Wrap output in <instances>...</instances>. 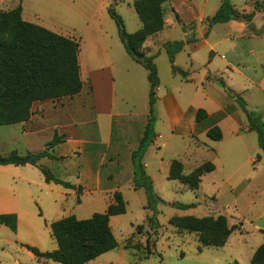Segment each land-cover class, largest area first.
Masks as SVG:
<instances>
[{
    "label": "rangeland",
    "instance_id": "rangeland-1",
    "mask_svg": "<svg viewBox=\"0 0 264 264\" xmlns=\"http://www.w3.org/2000/svg\"><path fill=\"white\" fill-rule=\"evenodd\" d=\"M73 1L76 11L80 13L90 12L96 4L93 0ZM134 1L103 0L108 6V14L109 9L113 7L122 18L128 33H134L142 27L132 6ZM229 1L239 12L247 15L257 12L258 7L262 5L264 7V0ZM172 2H175L182 11L192 4L196 6L198 12H206L207 16H211L214 15L220 0H172ZM63 4L64 0H0V10L9 11L21 6L25 21L55 32L64 30L67 27V18L69 15L72 16L63 8ZM171 11L174 10L170 1L166 9L168 18ZM108 17L112 27L117 30L120 41L116 22L110 14ZM172 17L175 18V14ZM185 17L189 18L188 15ZM253 19L255 28L264 32V13L257 14ZM232 21L245 22L250 27L253 22L243 19ZM245 23L240 25L233 23L231 29L241 31ZM228 33L230 30L226 24H216L212 32V43L220 42L216 48L218 55L213 64L220 69L224 58L231 60L237 58V54L227 50L234 41L233 38L226 41ZM255 35L258 38L240 39L241 48L238 50L239 69L254 80L255 85L244 82L237 72L227 71L224 83L228 86L223 89L229 96L231 94L229 90L233 87L243 90L242 94L236 90L238 94L234 92V96L230 97L235 100L236 97H241L248 104L249 111L255 113L264 123V83L258 85L260 80L262 82L264 79V33ZM184 39V31L177 25L176 29H167L158 38H152L148 44L154 43L155 49L158 50L162 41L175 42ZM155 49L153 48L154 51ZM214 57L212 55L210 61ZM198 60L201 61V57ZM169 63L168 54L163 55L159 61L162 83L164 86L176 88L180 78L172 80V74L169 68L168 71L166 68V65L169 67ZM179 63L183 66L188 63L186 54L181 56ZM199 71L202 72L203 69L200 68ZM181 79L184 77L181 76ZM222 80H217L220 86ZM183 93L188 103L194 101L199 105L203 101L201 97H197L195 88L187 87ZM236 102L240 105L237 100ZM158 132L162 134V138L160 141H154L156 145L153 143L149 146L142 158V164L146 174L153 181L156 195L165 203L159 201L149 207L144 189L135 190L128 185L129 183L123 184L121 193L127 203V211L123 215L111 218V228L118 247L89 264H251L255 250L264 243V152L259 147L257 134L243 132L238 142H233L229 136L223 142L207 139L213 149L209 146L197 149L193 140L183 139L176 134L170 136L164 119L158 124ZM49 134L50 131L44 130L35 138H31L32 149L26 151V144L20 138L21 128L18 125L0 126V155L8 156L12 152L21 155L37 154L49 138ZM189 147L192 150H188ZM252 159L256 163L252 162ZM172 160L185 163L184 174H190L207 162L213 163L216 170L204 175L199 189L192 191L188 185L180 181L169 180ZM132 163L131 158L122 160L123 172L118 175L117 181L129 182L127 173ZM13 176H16V179H13ZM24 177H29L32 181L27 182ZM0 178V187L3 188L0 189V215L15 214L18 217L16 232L0 224V264H59L38 259L23 245L37 248L42 253L53 252L58 247L52 236L53 222L70 216H75L79 220L89 219L96 213H105L112 201L109 194L83 195V192L79 194L75 190L65 189L54 183L46 186L38 166L16 167L9 170L0 168ZM173 204H194L195 207L184 210ZM221 215L227 218L231 227H237L223 247H204L199 234L180 230L170 223L176 216L217 218ZM150 217H154L156 229L149 223ZM139 226H142L140 231Z\"/></svg>",
    "mask_w": 264,
    "mask_h": 264
},
{
    "label": "crops",
    "instance_id": "crops-1",
    "mask_svg": "<svg viewBox=\"0 0 264 264\" xmlns=\"http://www.w3.org/2000/svg\"><path fill=\"white\" fill-rule=\"evenodd\" d=\"M93 1L96 2L94 9L80 13L76 11L73 0H64L63 8L67 9L72 16L69 15L67 18V27L64 30L55 31L80 42L79 62L83 81L81 93L62 100L35 102L30 120L17 125L21 128L20 138L26 144V151L32 149L30 139L44 130L50 131L49 138L38 152L47 150V145L53 140L55 134L63 136V142L52 151L57 159L43 158L40 165L49 168L57 178L82 186L83 195L109 194L112 197L111 204L114 193L121 192L123 184L129 183L128 185L134 189L133 165L132 167L129 165V173H127L129 182H119L116 178L123 172L122 160L131 158L132 161V153L139 147L143 138L150 113L151 86L148 70L137 63L126 51L121 40L119 41L118 32L112 27L108 17L107 4H104L103 0ZM223 1L220 0L216 6L214 15ZM171 5L175 12L171 11L169 18L167 14L164 30L150 37L143 47L145 53L151 56L158 53L154 59L160 80L157 90L155 141H160L162 138V134L158 132V124L164 119L170 136L176 134L183 139L193 140L197 149L201 146H209L213 149L207 140L209 139L207 133L214 127L221 129L222 142L227 136L233 142H238L243 132L253 131H250L244 110L226 93L217 80L223 79L222 81L225 82V73L231 71L240 74L247 84L255 85L256 82L239 69L238 50L241 48L239 40L258 38L255 34L264 32L255 28L254 19L251 27L248 23L240 21L224 23L230 30L226 41L234 39L227 50L237 54V58L236 60L224 58L220 69L213 64L218 55L216 48L220 44V42L212 43L211 41L216 24L210 26L208 21L214 15L207 16L206 12H198L196 6L192 4L188 5L184 11L172 0ZM176 13L179 19L176 18ZM260 13H264V10L256 12L255 16ZM174 14L175 18L172 17ZM233 23L245 24L242 25L241 31H237L231 29ZM177 25L184 31L185 46L176 55L175 66L187 73V76L181 79L179 74L173 73L170 63L169 67L166 65L167 71L169 68L172 74L173 81L177 77L180 78L179 85L175 88L163 85L158 67L162 56L167 54L164 45L173 41H162L158 50L155 49L154 43L151 45L148 43L152 38H158L167 29H176ZM247 30L251 31L247 32ZM183 54L188 57V63L185 66L179 63ZM212 55L215 57L210 61ZM200 57L201 61L198 60ZM162 61L164 62L163 59ZM200 68L203 69L202 72L199 71ZM261 83H264V79L262 82L260 80L258 85ZM225 84L228 86L227 83ZM187 87L195 88L197 97L203 99L199 105L194 101L188 103L183 93ZM231 90L237 94V91L241 94L244 92L236 87ZM200 109L205 110L208 117L198 123L196 115ZM188 150L192 148L189 147ZM252 162L256 163L253 159ZM30 166L33 165H8L0 166V168L9 170ZM13 179H16V176H13ZM23 179L27 182L32 181L29 177ZM43 180L46 186L52 184H47L44 176ZM0 189L3 188L0 187Z\"/></svg>",
    "mask_w": 264,
    "mask_h": 264
},
{
    "label": "trees",
    "instance_id": "trees-1",
    "mask_svg": "<svg viewBox=\"0 0 264 264\" xmlns=\"http://www.w3.org/2000/svg\"><path fill=\"white\" fill-rule=\"evenodd\" d=\"M171 0H135L133 8L138 15L142 27L128 33L122 18L111 7L109 14L115 20L121 42L129 55L149 74L150 82V113L145 126L144 135L139 147L132 153L134 167L133 187L135 190L144 189L148 197V206L162 201L155 193L152 179L146 174L142 158L147 149L154 143L157 90L160 85L158 69L154 62L158 53L147 57L143 50L146 41L160 32L166 26V9ZM264 10L263 5L257 12ZM175 12V11H174ZM21 6L9 11L0 10V126H12L27 122L33 115L35 102L47 100H62L81 93L83 81L79 62L80 43L76 40L57 34L47 28L29 23L23 19ZM256 12L243 14L239 12L229 0H224L217 13L209 18V25L224 24L232 20L243 19L252 21ZM176 18L179 19L176 14ZM185 46L184 41L168 42L164 45L174 74L186 78L187 73L175 66V57ZM221 86L226 89L222 81ZM230 96H234V91ZM249 121L250 131L257 134L260 149L264 152V123L255 113L249 111L246 102L236 97ZM208 117L205 110H198L196 121L202 122ZM207 137L215 142L223 139L219 127L210 129ZM64 140L63 136L55 134L47 150L37 154L21 155L12 152L8 156L0 155V166H37L43 158L57 159L52 151ZM47 184L54 183L65 189L75 190L81 194L82 186L74 185L56 177L47 167L38 166ZM184 166L179 160H173L169 169V180H177L188 185L192 191H197L204 175L215 171V165L207 162L190 174L183 173ZM114 201L105 213H96L91 218L79 220L70 216L51 225L52 236L57 242V249L53 252L42 253L39 249L23 245L38 259L53 261L59 264H88L100 256L116 249L118 242L111 228V218L123 215L127 211V203L123 194L117 191L113 195ZM80 201V199H79ZM165 203V202H164ZM180 209L194 208V204H173ZM149 223L155 226L154 217ZM170 223L180 230L195 232L200 236L204 247H223L229 237L236 230L230 226L225 216L217 218L195 216L173 217ZM0 224L16 232L18 217L15 214L0 215ZM142 226L138 227L140 231ZM115 264V263H111ZM251 264H264V243L257 248L252 256Z\"/></svg>",
    "mask_w": 264,
    "mask_h": 264
},
{
    "label": "water",
    "instance_id": "water-1",
    "mask_svg": "<svg viewBox=\"0 0 264 264\" xmlns=\"http://www.w3.org/2000/svg\"><path fill=\"white\" fill-rule=\"evenodd\" d=\"M37 166H40V162L37 163Z\"/></svg>",
    "mask_w": 264,
    "mask_h": 264
}]
</instances>
